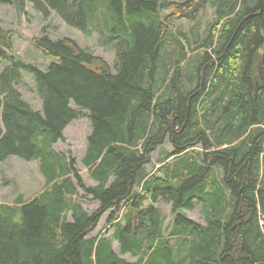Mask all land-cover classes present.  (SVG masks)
I'll return each mask as SVG.
<instances>
[{
  "label": "trees",
  "instance_id": "1",
  "mask_svg": "<svg viewBox=\"0 0 264 264\" xmlns=\"http://www.w3.org/2000/svg\"><path fill=\"white\" fill-rule=\"evenodd\" d=\"M26 2L98 32L116 60L45 33L32 43L54 60L40 68L14 53L0 19V162L37 161L44 181L0 202V264H264V0H18L19 10ZM209 6L203 33L176 26ZM25 73L41 110L20 90ZM83 111L81 162L95 184L55 148ZM197 204L202 222L184 212Z\"/></svg>",
  "mask_w": 264,
  "mask_h": 264
},
{
  "label": "rangeland",
  "instance_id": "2",
  "mask_svg": "<svg viewBox=\"0 0 264 264\" xmlns=\"http://www.w3.org/2000/svg\"><path fill=\"white\" fill-rule=\"evenodd\" d=\"M10 1V0H9ZM214 8L209 6L195 22L186 20H178L176 26L189 32V28L194 24L196 32L203 33L204 30L214 21ZM0 19L2 26L6 29L13 30L12 45L14 53L22 59L38 65L40 68L46 69L53 58L44 55L37 49L32 39L40 37L43 34H49L52 38L71 37L85 49H89L95 55L102 57L111 66L115 63V52L112 47L101 44L98 32H94L90 36H86L77 28L69 26L56 12L50 10L49 15L45 17L37 10L32 3L26 2L23 10H19L18 0L12 2H0ZM5 64L0 58V70ZM25 82L20 85V90L24 98L38 110L42 109V102L37 93V84L32 75L25 73ZM24 74V75H25ZM74 107L75 104L72 103ZM91 132V124L86 111L82 112L79 119L74 120L65 129V141H59L55 144V148L76 157L78 167L82 170V175L86 181L90 179L87 176L86 168L81 162L85 153L87 136ZM169 142V141H167ZM165 147L171 149L170 143H166ZM157 155H155V158ZM154 158V160H155ZM154 163L147 165V169L151 170ZM43 177L38 168L37 161H25L20 157H10L4 162H0V202H12L18 193H22L24 198L29 199L35 193L43 188ZM88 210L93 211L97 203H85ZM199 206L194 209H184V212L192 219L202 222L203 218L199 211ZM166 214L169 213L170 207L162 205ZM108 212L105 214L98 227L91 233L96 234L102 228L107 226ZM115 250L119 247L117 242L114 244ZM127 258L131 259L129 255Z\"/></svg>",
  "mask_w": 264,
  "mask_h": 264
},
{
  "label": "crops",
  "instance_id": "3",
  "mask_svg": "<svg viewBox=\"0 0 264 264\" xmlns=\"http://www.w3.org/2000/svg\"><path fill=\"white\" fill-rule=\"evenodd\" d=\"M88 183L95 184V181H93V180H89ZM87 202H89V201L83 202V205H84V207H85L86 209H88L87 206L85 205V203H87ZM91 202H95V201H91ZM96 203H97V202H96ZM167 206H168V205H167ZM97 207H98V203H97L96 208H97ZM169 207H170V206H169ZM96 208H95V209H96ZM89 211H90V210H89ZM105 214H106V213H105ZM104 216H105V215H104ZM104 216H103V217H104ZM103 217H102V219H103ZM107 217H108V216H107ZM102 219H101V220H102ZM100 222H101V221H100ZM102 229H103V228H102ZM115 242H117V241H114V242H113V245L115 244ZM117 244H118V242H117ZM118 247H119V244H118ZM114 248H115V246H114Z\"/></svg>",
  "mask_w": 264,
  "mask_h": 264
}]
</instances>
